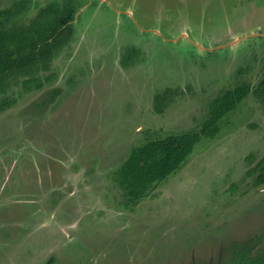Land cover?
I'll use <instances>...</instances> for the list:
<instances>
[{
	"label": "rangeland",
	"instance_id": "1",
	"mask_svg": "<svg viewBox=\"0 0 264 264\" xmlns=\"http://www.w3.org/2000/svg\"><path fill=\"white\" fill-rule=\"evenodd\" d=\"M65 1L72 36L40 74L54 78L0 113V264H224L264 246L252 94L136 205L118 175L133 148L197 132L216 97L257 84L264 0H0L3 27ZM166 88L181 94L156 114Z\"/></svg>",
	"mask_w": 264,
	"mask_h": 264
},
{
	"label": "trees",
	"instance_id": "2",
	"mask_svg": "<svg viewBox=\"0 0 264 264\" xmlns=\"http://www.w3.org/2000/svg\"><path fill=\"white\" fill-rule=\"evenodd\" d=\"M74 12L73 4L68 1L62 5L53 3L39 8L27 25L7 28L3 27L0 12V113L10 109L21 94L39 91L54 78V74L44 78L40 74L50 71L53 59L69 42ZM13 80L21 87L17 98L6 95ZM180 94L172 88L156 94L152 100L154 113L162 114ZM250 94L260 100L264 111V75L253 87L242 84L216 97L210 105L208 118L197 132L168 136L133 148L118 171L127 202L136 205L154 184L166 180L185 162L202 138H212L219 132L221 119ZM247 159L252 162L251 156ZM254 174H257L254 185H264V156L246 172L249 177ZM255 242L248 240L233 246L224 264H264V246Z\"/></svg>",
	"mask_w": 264,
	"mask_h": 264
}]
</instances>
